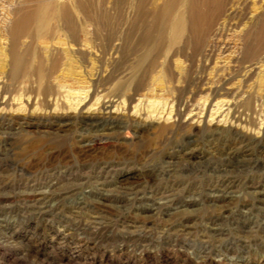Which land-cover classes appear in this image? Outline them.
I'll list each match as a JSON object with an SVG mask.
<instances>
[{"label":"rangeland","instance_id":"374dc122","mask_svg":"<svg viewBox=\"0 0 264 264\" xmlns=\"http://www.w3.org/2000/svg\"><path fill=\"white\" fill-rule=\"evenodd\" d=\"M0 3V264H264V0H105L16 77Z\"/></svg>","mask_w":264,"mask_h":264},{"label":"bare ground","instance_id":"6f19581e","mask_svg":"<svg viewBox=\"0 0 264 264\" xmlns=\"http://www.w3.org/2000/svg\"><path fill=\"white\" fill-rule=\"evenodd\" d=\"M0 1L3 2L4 0ZM19 1L21 4L29 5V7H19L13 9V21L7 29L9 34L10 50L13 53L14 58L13 76H15L14 74L17 73L21 67H25L27 57L29 56L28 50L31 51L34 49L36 52H38L40 50V42L47 41L48 39L58 36L57 34L60 32V29L57 26L56 20L63 21L64 29L67 31L70 37L76 40H79L81 35L88 34L85 29L81 28L82 24H80L78 21L80 18V12L82 13V20H85V22H92L95 24L96 28H100V19L97 18V12L95 10H101L100 5L105 0H75L73 2L61 1L57 2L56 5L54 4L50 11L44 13H40L38 10H36V8H34L36 5L33 4L43 0ZM47 1L51 2V0ZM86 1L88 3H86ZM107 17L109 16L107 15ZM184 25L185 19L183 16H180L174 27L176 31L174 36L175 40H178L183 35L182 33L184 31ZM82 26L84 27V25ZM24 38L28 39V45H24L26 41ZM52 55L55 57H52L51 59L48 58L47 60H50V64L47 65V63H45L46 61L44 60L45 57H41L42 54L40 53L38 55L40 57L35 62L33 72H23L22 75L32 76L36 74L40 80L45 81L47 75H50L51 72L54 73L56 71L59 66L58 58L63 56L60 51H55L52 53ZM45 91H49V87H46Z\"/></svg>","mask_w":264,"mask_h":264}]
</instances>
